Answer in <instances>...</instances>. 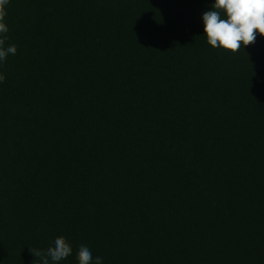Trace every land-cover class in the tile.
<instances>
[{
  "label": "trees",
  "instance_id": "1",
  "mask_svg": "<svg viewBox=\"0 0 264 264\" xmlns=\"http://www.w3.org/2000/svg\"><path fill=\"white\" fill-rule=\"evenodd\" d=\"M213 3L9 0L0 264H264V36L212 48Z\"/></svg>",
  "mask_w": 264,
  "mask_h": 264
},
{
  "label": "clouds",
  "instance_id": "2",
  "mask_svg": "<svg viewBox=\"0 0 264 264\" xmlns=\"http://www.w3.org/2000/svg\"><path fill=\"white\" fill-rule=\"evenodd\" d=\"M9 0H0V62L6 60L9 54L15 55L16 46L5 47L9 39V28L5 22L6 5ZM204 24L203 35L212 48L223 49L235 54L241 48L253 44L257 34L264 36V0H214L212 10L202 16ZM6 77L0 73V83ZM36 258L35 264H59L69 257L72 247L64 237H57L53 246L46 250L30 248ZM78 264H93V254L88 246L81 245L77 253ZM94 264H102V258L96 257Z\"/></svg>",
  "mask_w": 264,
  "mask_h": 264
}]
</instances>
